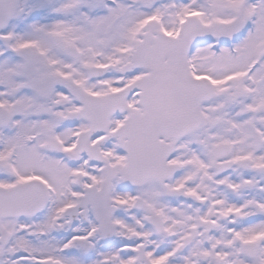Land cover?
I'll list each match as a JSON object with an SVG mask.
<instances>
[{"label":"snow or ice","instance_id":"snow-or-ice-1","mask_svg":"<svg viewBox=\"0 0 264 264\" xmlns=\"http://www.w3.org/2000/svg\"><path fill=\"white\" fill-rule=\"evenodd\" d=\"M0 264H264V0H0Z\"/></svg>","mask_w":264,"mask_h":264}]
</instances>
